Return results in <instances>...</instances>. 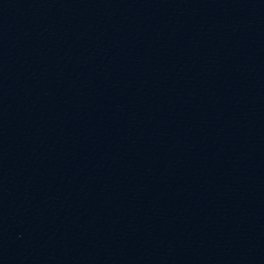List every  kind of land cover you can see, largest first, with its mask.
<instances>
[{
  "label": "water",
  "instance_id": "obj_1",
  "mask_svg": "<svg viewBox=\"0 0 264 264\" xmlns=\"http://www.w3.org/2000/svg\"><path fill=\"white\" fill-rule=\"evenodd\" d=\"M0 264H264V0H0Z\"/></svg>",
  "mask_w": 264,
  "mask_h": 264
}]
</instances>
